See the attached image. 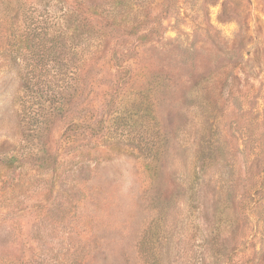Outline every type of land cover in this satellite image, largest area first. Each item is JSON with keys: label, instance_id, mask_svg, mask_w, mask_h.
I'll use <instances>...</instances> for the list:
<instances>
[{"label": "rangeland", "instance_id": "1", "mask_svg": "<svg viewBox=\"0 0 264 264\" xmlns=\"http://www.w3.org/2000/svg\"><path fill=\"white\" fill-rule=\"evenodd\" d=\"M76 2L0 0V264H264V0Z\"/></svg>", "mask_w": 264, "mask_h": 264}, {"label": "trees", "instance_id": "2", "mask_svg": "<svg viewBox=\"0 0 264 264\" xmlns=\"http://www.w3.org/2000/svg\"><path fill=\"white\" fill-rule=\"evenodd\" d=\"M64 1H66V3L68 5H72L74 8H75V5L76 4L77 5L80 4V3L76 2V0H64ZM90 11H91V14H90L89 18L90 17H93L94 19H97L98 20V17L100 16L99 13L96 12V11H94V10L93 11L90 10ZM150 21H151V18H150L149 15H148V19H146V20H144V21H142L140 23L139 22L138 23H135V22L134 23H130L129 21H126V22L130 23V24H127V25H124V24H122L120 22H117V20H115V19H112L111 22H106V20H104V26L103 27L108 26L109 23H110L115 28H117L116 31H120L124 35L137 37L139 40H141V43H142V40H145V39L148 40L149 39V35L150 34H153L155 32V30H156V28H154L152 26V27H150V29H148L146 31H143V32H140L139 31V27L142 24L143 25L144 24L145 25H150Z\"/></svg>", "mask_w": 264, "mask_h": 264}]
</instances>
